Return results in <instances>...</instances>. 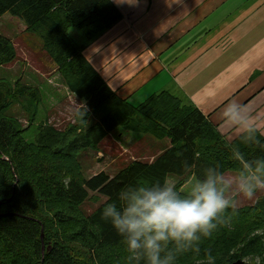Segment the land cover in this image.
I'll list each match as a JSON object with an SVG mask.
<instances>
[{"label": "trees", "instance_id": "trees-1", "mask_svg": "<svg viewBox=\"0 0 264 264\" xmlns=\"http://www.w3.org/2000/svg\"><path fill=\"white\" fill-rule=\"evenodd\" d=\"M6 13L40 40L68 91L84 106L63 129L38 124L29 141L26 132L41 117L42 93L37 86L0 79V264H130L123 238L101 219L120 189L173 179L179 192L210 169L239 178L245 163L255 168L264 162L258 132L229 144L197 108L168 91L135 106L106 85L84 57L86 45L69 31H81L87 45L93 42L121 19L110 0H0V18ZM15 60L12 41L0 34V67ZM15 107L26 117V129L11 113ZM114 133L149 136L169 146L152 162L131 161L113 177L106 172L84 177L81 154L98 152ZM90 192L106 202L87 215L82 207ZM222 219L199 242V252L178 253L175 264H207L209 253L214 264H254L256 256L264 257V195L229 209Z\"/></svg>", "mask_w": 264, "mask_h": 264}, {"label": "crops", "instance_id": "crops-1", "mask_svg": "<svg viewBox=\"0 0 264 264\" xmlns=\"http://www.w3.org/2000/svg\"><path fill=\"white\" fill-rule=\"evenodd\" d=\"M110 1L120 21L90 44L77 43L118 97L137 106L168 91L197 108L229 144L245 133L223 111L235 100L264 137V0ZM144 142L155 151L134 160L152 162L169 146L146 137L134 146Z\"/></svg>", "mask_w": 264, "mask_h": 264}, {"label": "clouds", "instance_id": "clouds-1", "mask_svg": "<svg viewBox=\"0 0 264 264\" xmlns=\"http://www.w3.org/2000/svg\"><path fill=\"white\" fill-rule=\"evenodd\" d=\"M223 111L232 126H241L254 137L258 126L246 114L244 106L235 100L226 103ZM245 171L236 183V194L251 200L264 191V162L253 168L245 163ZM231 181L210 169L208 175L195 182L186 193L177 191L168 182L129 184L106 203L101 219L110 223L123 238L129 252L130 264H175L178 253L199 252V242L209 238L222 217L236 207L229 189ZM169 245H173L169 249ZM207 264H214L211 253ZM254 264H264V257L256 256Z\"/></svg>", "mask_w": 264, "mask_h": 264}, {"label": "rangeland", "instance_id": "rangeland-1", "mask_svg": "<svg viewBox=\"0 0 264 264\" xmlns=\"http://www.w3.org/2000/svg\"><path fill=\"white\" fill-rule=\"evenodd\" d=\"M24 26L20 19L11 16L9 13L4 14L0 18V34L10 39L16 50V60L9 66L0 67V79H5L11 83L19 80L21 83L37 86L40 89L42 102L39 108V115L41 117H38V121L35 122L31 129H28L25 136L27 140L32 141L31 137L35 136L36 126L40 125V123L48 122L57 129H63L67 123H73V114L83 107V102L74 99L68 91L56 65L45 54L40 40L35 35L26 32L23 28ZM69 33L74 41L81 43L80 39L83 40L81 31L72 29ZM11 113L15 115L22 127L26 129L28 125L27 119L22 115L20 108L15 107ZM124 134L126 139H119L121 134L117 135V133H114L109 140L101 144L98 152L88 151L81 154L80 159L82 157L84 159V177L88 178L101 171L111 176L114 174L115 176L131 161H134L133 158L138 159L140 156H148L155 151L156 145L153 143H137L134 146L135 138L146 137L151 139L149 136L133 133ZM163 144L164 142H161L158 145L162 146ZM143 161L147 162V160ZM261 175H264V173ZM223 178L232 182L229 193L232 199L237 201L235 208L252 205L264 195V191H259L251 200L239 197L236 194V183L239 179L237 174L228 172ZM195 182L197 180L192 183L189 181L186 185L191 184L183 190L179 189V192L186 193ZM89 197V200L85 201L82 207L83 212L87 215L106 202V198L98 193L90 192ZM245 262L251 264L249 261Z\"/></svg>", "mask_w": 264, "mask_h": 264}, {"label": "water", "instance_id": "water-1", "mask_svg": "<svg viewBox=\"0 0 264 264\" xmlns=\"http://www.w3.org/2000/svg\"><path fill=\"white\" fill-rule=\"evenodd\" d=\"M42 253H44V247H43ZM233 264H245V262L239 260V261H237V262H235V263H233Z\"/></svg>", "mask_w": 264, "mask_h": 264}]
</instances>
